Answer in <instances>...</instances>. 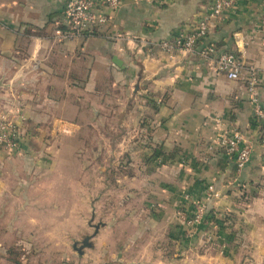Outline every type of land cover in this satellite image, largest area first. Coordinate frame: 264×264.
Segmentation results:
<instances>
[{
    "label": "crops",
    "instance_id": "1",
    "mask_svg": "<svg viewBox=\"0 0 264 264\" xmlns=\"http://www.w3.org/2000/svg\"><path fill=\"white\" fill-rule=\"evenodd\" d=\"M212 1L122 0L107 29L59 43L52 35L67 0H0V116L22 134L19 151L0 150V240L9 245L0 244V254L23 255L28 264H165L167 238L178 255L172 264L221 262L206 251L195 257L175 212L184 194L204 201L210 185L218 194L207 202L211 210L233 207L236 190L263 178L262 130L243 80L157 46L194 27ZM236 32L248 42L264 104V0H238L206 41L233 52ZM86 127L106 128L92 141L105 144L111 160L123 156V172L83 166L82 158L100 157L95 147L89 157L67 147L85 142ZM230 129L252 144L240 175L216 139ZM88 214L96 223L90 255L81 250L72 259L78 242L69 251L67 240L87 237L77 234ZM0 264L23 262L0 255Z\"/></svg>",
    "mask_w": 264,
    "mask_h": 264
},
{
    "label": "built area",
    "instance_id": "2",
    "mask_svg": "<svg viewBox=\"0 0 264 264\" xmlns=\"http://www.w3.org/2000/svg\"><path fill=\"white\" fill-rule=\"evenodd\" d=\"M122 0H67L61 16V22L53 31L55 42L76 41L85 32L107 29L112 12L119 8ZM135 2H153L154 0H134ZM238 0H213L208 11L199 22L185 33L158 43V48L169 56H194L223 74L227 79L245 82L247 99L253 110V120L262 128L261 140L264 144V104L257 89L260 78L256 67L246 56L248 45L240 32L232 35L235 51L218 52L215 45L208 43L209 30L219 25L227 15L235 10ZM107 39L112 40V35ZM217 143L224 154L233 162L235 172L242 173L252 154V144L236 130H224L217 135ZM22 148V134L8 116H0V150L19 151ZM204 201L193 199L188 194L182 196L183 202L175 212L176 218L187 228L201 225L206 213V202L218 198L212 185L206 189Z\"/></svg>",
    "mask_w": 264,
    "mask_h": 264
},
{
    "label": "rangeland",
    "instance_id": "3",
    "mask_svg": "<svg viewBox=\"0 0 264 264\" xmlns=\"http://www.w3.org/2000/svg\"><path fill=\"white\" fill-rule=\"evenodd\" d=\"M113 102L114 101H112V103L110 102V105H113ZM112 130L113 132L116 131L115 128H112ZM102 131H104V134H106L107 130L106 128L96 127L91 131L90 128L86 127L82 132L83 140H85L84 143L68 142L66 145L67 147H72V150H75L77 148L79 149V147H82V150L87 152L84 153L87 157H89V153L94 147L96 150L100 151L101 155L96 160H91L90 158L85 157L82 158L81 162L83 166L90 167L91 164H93V166H99L101 168L112 166V169L115 172H123L121 170L123 168H120V166L122 167L126 165V159L123 158L122 155V157H120L118 160L114 159L113 155L112 160L105 157L107 151L105 148L106 145H102L101 143L92 141L95 137L94 134L96 133L97 135V133H102ZM114 145L115 144L112 142V150L115 149ZM110 177L112 176H109V179ZM262 177L263 178L260 177V179L256 178L252 180V182L248 184L245 189L239 188L238 190H236V202L234 203L233 207L227 209L221 214H219L212 207V210L214 211L213 213L215 214V218H217L218 221L221 222V230L217 225L205 221V216L207 215V212L212 211L208 207L207 202L206 213L204 215L203 222L196 228H187L175 216V219L177 221L176 224H178L180 230L192 241L191 246L196 250V252L194 253H197L195 254V257H200L203 251H206L207 253H205L204 257H211L213 260H216H211L212 263L219 262L218 258L221 255V262H219V264H264V175H262ZM86 217V220L88 222L87 224H85V228L81 230V232L77 235L83 234V236L87 235V237H90L91 234H93L94 232V226L96 225V223L95 221L92 222L90 220V214H88ZM118 217L121 218L122 222H125V217L122 214L118 215ZM202 225H205V227L200 230L199 227ZM123 226L125 229H128V223ZM124 228H122V230ZM211 230H214L213 233ZM201 231L202 233H200ZM204 232L206 238L203 237ZM81 238L82 237L80 235L78 237L76 236V239H68V250H73L72 246L74 244V241L78 242V244H75V247L79 248L83 240ZM153 242L154 241H152V243ZM0 244L9 247L8 242L4 239L0 240ZM172 244L173 243H170L167 238L164 239V241L161 243V248L164 249L165 253V264H172L173 261L178 257V255L173 256V248L171 249L170 247ZM81 250H84L83 252H87V254L90 255L89 248L84 247ZM3 252V254H0L3 256V259L6 258L11 261L23 262V264L27 262L28 264V261L23 258V255H11L9 254L10 252H7L6 249H4ZM77 253L78 252L75 249L72 253V259L77 258ZM179 257H181V255ZM183 257L184 256L182 254V258Z\"/></svg>",
    "mask_w": 264,
    "mask_h": 264
},
{
    "label": "trees",
    "instance_id": "4",
    "mask_svg": "<svg viewBox=\"0 0 264 264\" xmlns=\"http://www.w3.org/2000/svg\"><path fill=\"white\" fill-rule=\"evenodd\" d=\"M253 122H254V124L257 126V124L255 123V121L253 120ZM262 129V128H261ZM260 129V130H261ZM182 202H183V199H182ZM182 204V203H181ZM214 211L212 210V211H209V212H207V215L205 216V221L206 222H210V223H212V224H214V225H217L219 228H220V230L222 229V226H221V222L220 221H218V219L217 218H215V214L213 213ZM205 227V225L203 226H200L199 228H200V230L201 229H203Z\"/></svg>",
    "mask_w": 264,
    "mask_h": 264
},
{
    "label": "water",
    "instance_id": "5",
    "mask_svg": "<svg viewBox=\"0 0 264 264\" xmlns=\"http://www.w3.org/2000/svg\"><path fill=\"white\" fill-rule=\"evenodd\" d=\"M112 62H113V64L115 65V66H117V67H122V64H121V61L120 60H118L117 58H113L112 59ZM89 239H90V237H86V238H84L83 240H82V244H81V246H79V248H76V250H77V252H81V249L82 248H89L90 247V243H89Z\"/></svg>",
    "mask_w": 264,
    "mask_h": 264
}]
</instances>
